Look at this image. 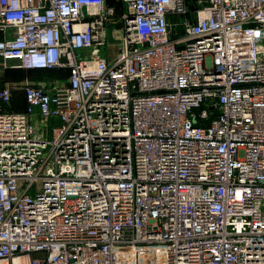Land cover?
Instances as JSON below:
<instances>
[{
	"label": "built area",
	"instance_id": "1",
	"mask_svg": "<svg viewBox=\"0 0 264 264\" xmlns=\"http://www.w3.org/2000/svg\"><path fill=\"white\" fill-rule=\"evenodd\" d=\"M121 2L0 0V65L67 70L0 85V264H264V0Z\"/></svg>",
	"mask_w": 264,
	"mask_h": 264
},
{
	"label": "crops",
	"instance_id": "2",
	"mask_svg": "<svg viewBox=\"0 0 264 264\" xmlns=\"http://www.w3.org/2000/svg\"><path fill=\"white\" fill-rule=\"evenodd\" d=\"M118 9H121L119 6H117ZM120 12V10H118ZM111 44H114L113 47L107 46L104 50V54L111 58L115 54L116 45L115 42L111 40ZM10 68H4L0 65V85H6L13 82L18 81H24L25 79L31 80L32 82H38L46 86H52L56 84L63 83L65 79H59L60 72H50L47 71H27V73H12V70H9ZM55 72V73H54ZM37 73V74H36ZM67 73V72H66ZM22 74V75H21ZM62 75V73H61ZM65 78L67 77V74L64 75ZM16 79V80H15ZM15 80V81H11ZM26 107L25 105V99L22 90H14L12 94V108L15 110H24ZM47 123V122H46ZM55 123V120H51L48 122V126H51Z\"/></svg>",
	"mask_w": 264,
	"mask_h": 264
},
{
	"label": "rangeland",
	"instance_id": "3",
	"mask_svg": "<svg viewBox=\"0 0 264 264\" xmlns=\"http://www.w3.org/2000/svg\"><path fill=\"white\" fill-rule=\"evenodd\" d=\"M107 2L109 4L114 5L117 10H120V11H123V12L125 11L124 10L125 7H124L123 3L121 2V0H107ZM117 6H119L121 9H118ZM121 31H122V24H121L120 21H114V22H112V23H110L108 25L107 44H108V46L113 47L114 44H111V40L115 42V45H116L115 53L119 49V44H120V39H121V33H120ZM13 72L16 73L18 71L17 70H12V73ZM64 75H65L64 73L61 75V71H60L59 79H65ZM15 80H11V81H15Z\"/></svg>",
	"mask_w": 264,
	"mask_h": 264
},
{
	"label": "trees",
	"instance_id": "4",
	"mask_svg": "<svg viewBox=\"0 0 264 264\" xmlns=\"http://www.w3.org/2000/svg\"><path fill=\"white\" fill-rule=\"evenodd\" d=\"M9 70H17L18 72H16V73H27V71H39V72H42V71H47L48 73H50V72H53V71H55L56 73L57 72H60L61 71V73L63 74H67L66 72H67V70H65V69H60V68H52V69H22V68H10ZM50 71V72H49ZM54 72V73H55ZM21 74V75H22Z\"/></svg>",
	"mask_w": 264,
	"mask_h": 264
}]
</instances>
